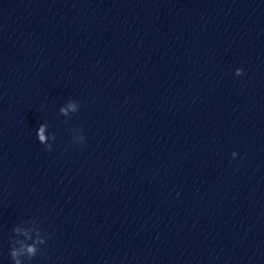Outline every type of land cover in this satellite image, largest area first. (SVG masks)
Masks as SVG:
<instances>
[{
  "label": "clouds",
  "instance_id": "obj_1",
  "mask_svg": "<svg viewBox=\"0 0 264 264\" xmlns=\"http://www.w3.org/2000/svg\"><path fill=\"white\" fill-rule=\"evenodd\" d=\"M244 74V70L241 68L236 69L235 75L241 76ZM81 105L76 100H70L67 107H60L59 112L67 119L69 117V109L75 114L79 112ZM67 122V121H66ZM50 126L47 121L41 123L37 129L36 135L38 142L44 145L46 151L53 150V142L56 141V133L49 130ZM79 130L82 135L78 138L73 136V132ZM72 143L77 146H83L86 141V136L83 134L82 128L73 127ZM232 159H236L237 152H233ZM243 160V158H241ZM43 222L38 218L32 217L28 220H21L20 223L14 225L12 229V235L9 238V252L8 255L12 261V264H31V261L38 255L44 254V248L48 241L52 239L54 233H45L41 227Z\"/></svg>",
  "mask_w": 264,
  "mask_h": 264
}]
</instances>
